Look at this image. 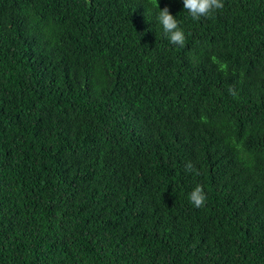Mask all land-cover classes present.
Returning <instances> with one entry per match:
<instances>
[{
    "label": "trees",
    "instance_id": "16d2710c",
    "mask_svg": "<svg viewBox=\"0 0 264 264\" xmlns=\"http://www.w3.org/2000/svg\"><path fill=\"white\" fill-rule=\"evenodd\" d=\"M222 2L0 0V264H264V0Z\"/></svg>",
    "mask_w": 264,
    "mask_h": 264
},
{
    "label": "clouds",
    "instance_id": "9594fccd",
    "mask_svg": "<svg viewBox=\"0 0 264 264\" xmlns=\"http://www.w3.org/2000/svg\"><path fill=\"white\" fill-rule=\"evenodd\" d=\"M183 7L194 20H199L201 17L208 16L214 10L222 9L224 4L222 0H183ZM158 19L163 27L164 33L168 35L170 42L174 45L183 46L186 39L185 33L167 6L160 9ZM185 170L188 172H197L191 162L186 163ZM206 199L207 194L201 185H197L189 194L190 203L197 208L203 207Z\"/></svg>",
    "mask_w": 264,
    "mask_h": 264
}]
</instances>
